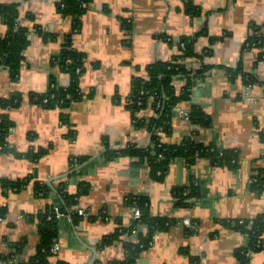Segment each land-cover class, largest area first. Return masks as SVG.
Returning <instances> with one entry per match:
<instances>
[{"label":"crops","instance_id":"0c3cea01","mask_svg":"<svg viewBox=\"0 0 264 264\" xmlns=\"http://www.w3.org/2000/svg\"><path fill=\"white\" fill-rule=\"evenodd\" d=\"M59 2L0 0L18 5V22L29 40L16 78L0 67V98L21 96L14 107L0 104V119L7 115L14 125L7 137L12 150L0 153V207L8 212L0 218V264H10L14 256L23 264L36 257L43 215L62 209V192L81 190L77 205L85 216L76 223L67 213L59 219L60 250L51 264L125 262L126 244L138 243L146 229L122 233L110 245L105 240L133 227L131 198L144 199L151 217L173 221L154 235L136 264H238L249 237L237 222L264 215V44L247 47L254 25L263 26L264 33V0H195L197 15L186 12L185 0H93L79 31L60 13ZM38 28L56 38L45 41ZM7 32L0 19V37ZM185 40L195 41V53L203 58L179 63L193 72L203 65L213 69L194 80L168 131L155 133L168 146L194 141L206 149L234 151L237 161L217 165L209 157L178 158L155 179L147 164L110 159L107 152L152 143L153 133L134 120L129 107L133 79H147L157 62L180 59ZM69 41L87 60L79 79L82 98L63 113L30 96L52 95L70 85L59 64ZM238 69L258 82L246 85L240 74L231 79L228 71ZM187 83L181 75L174 81L178 91ZM194 109L204 113V123L191 122ZM155 116L151 105L136 115ZM24 180L20 190L12 187ZM38 184L48 188L46 196L37 192ZM250 264H264V249L252 254Z\"/></svg>","mask_w":264,"mask_h":264},{"label":"trees","instance_id":"16d2710c","mask_svg":"<svg viewBox=\"0 0 264 264\" xmlns=\"http://www.w3.org/2000/svg\"><path fill=\"white\" fill-rule=\"evenodd\" d=\"M194 1L195 0H185L184 6L188 14H198V8ZM92 2L93 0H60L57 6L63 16L72 19L74 30L79 31L81 28L82 16L87 12L89 5ZM0 19L5 22L8 28L7 34L0 37V67L7 68L11 76L16 78L20 73L21 65L24 60L23 53L29 45L27 37L28 30L19 25V7L16 4H0ZM262 27L263 26L254 25L253 33L247 41V47L254 48L264 44ZM38 32L45 41L56 38V35L48 32L46 33L41 28H38ZM194 42L195 41L193 40H185L183 42V51L179 57L180 59H176V61H173L172 63L157 62L148 68L149 77L147 79L139 77L133 79V91L129 107L133 111L134 120L139 122L140 125L147 127L148 130L153 133L152 143H150L149 147L143 149L131 145L120 150H108L107 155L110 159L129 157L137 161L139 164H147L151 169V175L155 179H162L168 171L170 164L178 158H184L191 162L195 160V158L209 157L212 162L217 165H222L223 163L236 164L237 155L234 151L221 152L212 149V147L206 149L194 141H187L185 144L178 146H168L165 145L161 138L155 133L159 128H161L163 132L168 131V124L172 118L174 109L182 102L189 100L190 90L194 80L206 78L213 69L210 65H203L200 69L193 72L179 63V61L183 60L203 58L195 53ZM86 60V55L74 49L72 43L69 41L65 44L62 50L59 64L62 69L70 75V85L67 88H60L52 95H31V101H36V103L41 105L59 108L63 113H66L65 111L70 108L73 102L82 98V95L78 90L79 79L84 71ZM228 72L231 79H235L239 74L242 75L246 85L252 86L254 83L258 82V79L255 76L242 73L240 69L229 70ZM191 73L192 75H190ZM180 75L184 77L186 76L188 78V83L178 91L174 85V81ZM45 100H48V102L45 103ZM20 103V95H16V98L13 97L10 99L0 98V104L3 108L14 107V104ZM158 103H161L162 106L160 109L156 110ZM149 105L155 110L157 116L151 118V120L136 117L137 113L147 108ZM65 118H67V114H63V120L66 121ZM189 119L192 123L202 124L204 123L205 115L201 110L194 109L191 112ZM13 127L14 125L7 115H3L0 119V153H6L12 150L8 144L7 137ZM43 153L44 151L40 152L41 155ZM86 160L87 158L81 159V162ZM24 184H26V180L13 183L12 187L18 191ZM259 184H262V181L257 183L256 186L258 187ZM37 192L43 193L44 196H46L48 194V188L44 185L38 184ZM179 192L181 193V191ZM83 193V190H81L76 195H69L66 192H62L61 194L64 203L61 210L72 216L75 223L83 216L73 212L72 208L78 204V198ZM129 203L131 208L137 207L140 209L141 218L135 220L131 229L115 232V234L105 240V244L110 245L115 240L119 239L122 233L132 234L133 231L136 229L139 230L141 227H144L146 232H140V241H138V243L126 244L128 258L121 264H136L138 256L149 248L154 235L158 231L166 229L171 223H173V221L171 222L166 218L151 217L149 215L147 202L144 199L131 198ZM180 205L183 204L180 203ZM7 213L6 208L0 207V218H5ZM237 225L249 237L248 246L239 252L238 264H250L251 255H249V252L255 253L264 249V240L262 238L264 234V215H260L253 220H244L243 224L237 222ZM40 231L43 243L40 246L39 252L36 257L24 264H51V258L55 255L52 248L57 243L59 237V219L55 217L53 209L43 215ZM9 260L11 262L10 264H23L17 262L15 256L10 257ZM56 264L64 263L57 262Z\"/></svg>","mask_w":264,"mask_h":264},{"label":"built area","instance_id":"2783aa9c","mask_svg":"<svg viewBox=\"0 0 264 264\" xmlns=\"http://www.w3.org/2000/svg\"><path fill=\"white\" fill-rule=\"evenodd\" d=\"M247 90H250V87L247 88ZM45 103L48 102V100H45L44 101ZM161 103H158V105L156 106V110L160 109L161 108ZM132 209V213H133V217L135 220H138L141 218V212H140V209H138L137 207H134V208H131ZM72 211L73 212H76L78 213L80 216H85V211L84 209H82L81 207H79L78 205H75L73 208H72ZM53 213L55 215L56 218L58 219H61L63 217L66 216V214L59 208V207H54L53 208ZM51 219V218H50ZM240 224H243L244 221H239ZM183 224L186 226V227H190L191 224H190V221L189 220H184L183 221ZM152 244V243H151ZM60 250V246L58 243H56L53 248H52V251L54 253H58V251ZM252 252H249V255L252 256Z\"/></svg>","mask_w":264,"mask_h":264}]
</instances>
